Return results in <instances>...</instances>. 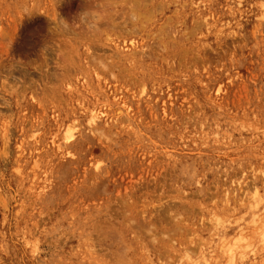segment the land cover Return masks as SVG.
Masks as SVG:
<instances>
[{"label":"rangeland","instance_id":"obj_1","mask_svg":"<svg viewBox=\"0 0 264 264\" xmlns=\"http://www.w3.org/2000/svg\"><path fill=\"white\" fill-rule=\"evenodd\" d=\"M0 264H264V0H0Z\"/></svg>","mask_w":264,"mask_h":264},{"label":"bare ground","instance_id":"obj_2","mask_svg":"<svg viewBox=\"0 0 264 264\" xmlns=\"http://www.w3.org/2000/svg\"><path fill=\"white\" fill-rule=\"evenodd\" d=\"M83 23H85V21H86V19L84 18L83 20H81ZM255 191L258 193L259 192V190L257 189V188H255ZM256 193V194H257ZM230 251H232V248H230Z\"/></svg>","mask_w":264,"mask_h":264}]
</instances>
